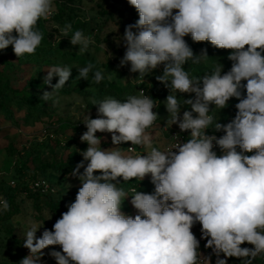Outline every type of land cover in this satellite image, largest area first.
<instances>
[{"label":"clouds","instance_id":"obj_1","mask_svg":"<svg viewBox=\"0 0 264 264\" xmlns=\"http://www.w3.org/2000/svg\"><path fill=\"white\" fill-rule=\"evenodd\" d=\"M127 2L139 19L125 27L126 51L120 65L130 64L139 78L162 66L156 80L171 93L195 94L182 103L176 94L164 101L171 117L167 123L189 132V138L177 139L163 151L153 146L148 130L156 126L159 114L153 110L156 100L143 90L123 100L91 98L97 118L88 112L84 116L87 131L80 140L88 147L70 173L81 183L75 201L39 238L36 233L44 222L37 226L28 221L23 246L29 255L20 264H39L42 250L57 245L62 251L49 253L56 264H212V255L215 264H227L232 257L240 264H253L264 254V0ZM55 12L54 0H0V50L12 46L17 57L35 54L43 40L38 22ZM70 32V23L59 28L61 37H69ZM189 35L193 42L231 50L230 70L224 72L218 63L202 76H190L185 65L199 64L209 56L207 49L194 54L185 40ZM70 43L85 53L95 40L76 30ZM101 47L108 52L106 45ZM71 69L48 68L44 84L52 91H44L40 99H52L69 81ZM78 73L77 78L84 80L92 73L96 84L105 79L93 63ZM54 76L59 79L53 85ZM232 98L239 101L236 114L222 124L210 113L226 108ZM185 106L190 110L183 111L181 118ZM210 127L224 134L209 135ZM98 132L110 133L113 145L131 142L129 152H136V146L146 151L124 155L118 147L102 149V139L107 138L97 136ZM149 174L152 193L132 188L129 195L120 186ZM129 197L135 216L122 210ZM9 210L8 201L0 197V213ZM197 223L201 239L206 240L204 247L211 249L207 256L192 231ZM244 244L253 247H241Z\"/></svg>","mask_w":264,"mask_h":264},{"label":"rangeland","instance_id":"obj_2","mask_svg":"<svg viewBox=\"0 0 264 264\" xmlns=\"http://www.w3.org/2000/svg\"><path fill=\"white\" fill-rule=\"evenodd\" d=\"M54 3L55 16L46 23L52 33L49 43H41L35 54L21 57L14 54L12 46L0 50V197L8 201L12 212L11 216L8 211L0 213V264H20L29 255V250L23 246L29 220L35 221L37 226L44 222L36 233L39 238L45 228L52 229L61 213L67 211V205L75 201L81 183L70 173L83 160L81 153L88 147L80 140L87 131L84 116L88 112L91 118H97V106L91 104V98L102 100L112 96L123 100L129 94L138 95L139 90L145 88L156 100L157 108L153 110L159 114L157 127L148 131L153 146L163 151L168 146L170 125L167 121L171 119L164 105L166 97L176 94L182 103L183 98L195 95L171 93L156 80V76L162 75V66L139 78L138 73L130 71V64L120 65L126 51L122 40L125 27L139 19L138 12L127 0H54ZM76 20L86 25L82 30L84 34L95 40L85 53L79 52V45H71L70 33L69 37H61L59 33V28L66 23L72 25ZM185 40L194 54L199 55L202 49H207L209 56L199 64L189 61L185 65L190 76H202L218 63L224 66V72L230 70L233 62L228 56L231 50L217 49L209 42H193L190 35ZM101 45L107 46L111 57ZM88 63L103 71L105 79L101 83L92 82V73L88 80L77 78L78 69ZM53 65L71 67V76L52 99L43 101L40 99L43 92L52 91L44 84V77ZM58 79L54 76L52 84ZM242 94L246 95V91L242 90ZM56 100L58 103H54ZM238 102L232 98L226 108L214 109L210 114L223 123L228 117L235 116ZM210 107L214 108V105ZM181 110H190V106ZM96 135L107 138L102 139V149L118 147L124 155H129L126 145L131 142L117 146L112 144L110 133L98 132ZM136 148L141 154L146 151L139 146ZM217 154L222 153L219 150ZM118 179L123 182L122 178ZM120 186L132 195L127 185L122 183ZM140 186L143 192L154 191L150 174L140 181ZM130 199L125 200L122 210L135 216L137 210ZM200 228L197 223L192 231L200 240L199 250L207 256L211 249L204 247L206 240L201 239ZM241 247L253 246L244 244ZM53 250L62 251L58 245L42 250L44 255L39 264H56L49 254ZM215 259L212 255V264ZM227 264H240V260L228 258ZM253 264H264V254L257 256Z\"/></svg>","mask_w":264,"mask_h":264},{"label":"built area","instance_id":"obj_3","mask_svg":"<svg viewBox=\"0 0 264 264\" xmlns=\"http://www.w3.org/2000/svg\"><path fill=\"white\" fill-rule=\"evenodd\" d=\"M141 90H143L145 94L149 95L148 91L145 88H142ZM233 118L234 117H228L227 119L224 120V122L222 124H227ZM156 127H157V121H156V126L154 128H156ZM154 128H151V130L154 129ZM208 134L209 135H213L214 134L217 137H220L224 133L222 131L215 132L214 130H210V131L208 130ZM188 136H189V132H187V134H184V133H182L180 131H175V130H172L171 128H169V130H168V146H167V149L171 148L177 142V139H180L182 141L183 140H187L189 138ZM130 147H132L131 143L126 145V151L129 153V155H135V154L139 153L137 148H136V152H129L128 148H130ZM219 150L220 149L218 147H214V151L217 152ZM138 187H140V183L138 185H136V186L131 187L130 189H132V188H136L137 189Z\"/></svg>","mask_w":264,"mask_h":264},{"label":"trees","instance_id":"obj_4","mask_svg":"<svg viewBox=\"0 0 264 264\" xmlns=\"http://www.w3.org/2000/svg\"><path fill=\"white\" fill-rule=\"evenodd\" d=\"M55 16V14H53L51 18H53ZM48 21V20H47ZM47 21L41 19L39 22H38V30L42 32L43 34V40L41 43H49L52 39V33L51 31L49 30V28L47 27L46 23ZM85 24L83 22H81L80 20H76L73 24H72V32H70V35H72L76 30H83L85 28ZM151 97H152V94H150ZM209 131L210 130H213V128H210L208 129ZM128 145V144H127ZM140 183L139 180H132V181H129V182H125L123 184L127 185L129 188L133 187V186H136ZM143 185V184H142ZM137 191H141V186L137 188ZM8 215L11 216L12 215V212H11V209L8 211Z\"/></svg>","mask_w":264,"mask_h":264},{"label":"water","instance_id":"obj_5","mask_svg":"<svg viewBox=\"0 0 264 264\" xmlns=\"http://www.w3.org/2000/svg\"><path fill=\"white\" fill-rule=\"evenodd\" d=\"M183 111H184V110H181V112L179 113V115L181 116V118H182ZM170 128H171L172 130L180 131V132H181V130L179 129V127H178L177 124H173ZM182 133L187 134V132H182Z\"/></svg>","mask_w":264,"mask_h":264}]
</instances>
